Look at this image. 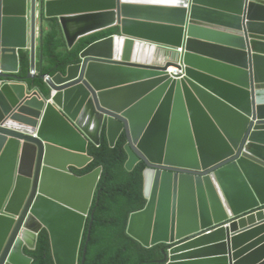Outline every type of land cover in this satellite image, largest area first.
<instances>
[{"label":"water","instance_id":"95a60500","mask_svg":"<svg viewBox=\"0 0 264 264\" xmlns=\"http://www.w3.org/2000/svg\"><path fill=\"white\" fill-rule=\"evenodd\" d=\"M50 21L68 49L113 33L41 75L45 97L26 81ZM103 131L145 167L126 235L159 264H264V0H0V264H32L42 231L79 264L102 168L72 169Z\"/></svg>","mask_w":264,"mask_h":264},{"label":"trees","instance_id":"16d2710c","mask_svg":"<svg viewBox=\"0 0 264 264\" xmlns=\"http://www.w3.org/2000/svg\"><path fill=\"white\" fill-rule=\"evenodd\" d=\"M50 22L38 49L42 62L37 66V77L27 81L29 86L37 87L45 96H48L49 91L41 75L64 74L69 65L79 63L78 55L83 49L113 33L111 30L95 34L81 39L72 49H68L58 24L56 21ZM19 62V75L24 78L29 73L28 52L20 53ZM100 140L99 147L88 148L92 162L82 170H73L81 176L102 167L79 251V264L85 246L84 264H159L163 258L162 246L146 249L126 236L130 214L143 209L146 203L143 196L144 165L140 163L130 172L125 170L127 156L123 148L124 135L119 137L114 148L108 146L104 131ZM90 225V237L86 245ZM27 255L33 258L32 264H54L49 239L44 231L38 237L36 249L27 252Z\"/></svg>","mask_w":264,"mask_h":264},{"label":"clouds","instance_id":"9594fccd","mask_svg":"<svg viewBox=\"0 0 264 264\" xmlns=\"http://www.w3.org/2000/svg\"><path fill=\"white\" fill-rule=\"evenodd\" d=\"M59 30H60V29H59ZM60 33H61V31H60ZM43 34H44V33H43ZM61 36H62V33H61ZM42 37H43V36H42ZM62 38H63V36H62ZM40 46H41V41H40ZM26 52H27V51H26ZM38 53H39V52H38ZM38 53H37V54H38ZM38 55H40V54H38ZM171 61H172V60H171ZM41 62H42V61H41ZM41 62H38V61H37V66H38V64L41 63ZM19 71H20V68H19ZM29 72H30V71H29ZM167 72H168V70H167ZM28 74H29V73H28ZM35 75H36V77H37V68H36ZM169 75H173V73H172V74H169ZM174 75H175V74H174ZM176 75H177V74H176ZM48 76H49V75H48ZM36 77H35V78H36ZM51 77H52V76H51ZM26 83L28 84L27 81H26ZM44 83H45V82H44ZM45 85H46V84H45ZM28 86H29V84H28ZM29 87H30V88H37V87H31V86H29ZM46 87H47V86H46ZM37 89H38V88H37ZM48 91H49V90H48ZM40 92H41V91H40ZM41 93H42V92H41ZM44 96H45V95H44ZM45 97H47V96H45ZM36 130H37V129H35V131H36ZM35 136H36V134H34V137H35ZM100 136H101V135H100ZM100 141H101V140H100ZM117 141H118V140H117ZM116 143H117V142H116ZM124 144H125V143H124ZM99 146H100V145H99ZM114 147H115V146H114ZM114 147H113V148H114ZM88 155H89V154H88ZM126 161H127V160H126ZM125 163H126V162H125ZM89 164H90V163H89ZM89 164H88V165H89ZM139 164H140V163H139ZM88 165H87V166H88ZM137 165H138V164H137ZM137 165H136V166H137ZM87 166H86V167H87ZM136 166H135V167H136ZM86 167H85V168H86ZM97 168H98V167H97ZM101 168H102V167H101ZM124 168H125V165H124ZM144 168H145V167H144ZM125 170H126V169H125ZM72 171H73V169H72ZM91 172H92V171H91ZM73 173H74V172H73ZM101 174H102V173H101ZM100 177H101V176H100ZM86 223H87V221H86ZM126 229H127V227H126ZM42 232H43V231H42ZM88 233H89V232H88ZM39 235H40V234H39ZM126 236H127V235H126ZM160 246H162V245H160ZM152 248H153V247H152ZM162 248H163V246H162ZM79 251H80V250H79ZM206 258H213V257L208 256V257H206Z\"/></svg>","mask_w":264,"mask_h":264},{"label":"crops","instance_id":"0c3cea01","mask_svg":"<svg viewBox=\"0 0 264 264\" xmlns=\"http://www.w3.org/2000/svg\"><path fill=\"white\" fill-rule=\"evenodd\" d=\"M48 25V23H44L43 24V32H42V35H43V33H45V32H47L48 31V27L49 26H47ZM249 36H250V34H249ZM39 47H40V40L39 39H37V53L39 52ZM166 60L167 61H171V57L168 55V56H166ZM37 61H39V55L37 54ZM40 64V63H39Z\"/></svg>","mask_w":264,"mask_h":264},{"label":"built area","instance_id":"2783aa9c","mask_svg":"<svg viewBox=\"0 0 264 264\" xmlns=\"http://www.w3.org/2000/svg\"><path fill=\"white\" fill-rule=\"evenodd\" d=\"M177 52H180V50H177ZM168 73H169V74H172V73H173V74L176 75V74H178V73H180V72H179L178 70H176L175 68L170 67L169 70H168Z\"/></svg>","mask_w":264,"mask_h":264},{"label":"bare ground","instance_id":"6f19581e","mask_svg":"<svg viewBox=\"0 0 264 264\" xmlns=\"http://www.w3.org/2000/svg\"><path fill=\"white\" fill-rule=\"evenodd\" d=\"M29 228H30L31 230H34V231H35V230L37 229V225H36V223H34V224H33V223H30V224H29Z\"/></svg>","mask_w":264,"mask_h":264}]
</instances>
